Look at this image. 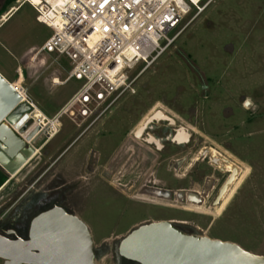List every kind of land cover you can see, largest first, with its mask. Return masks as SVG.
I'll return each mask as SVG.
<instances>
[{"label":"flooded vegetation","instance_id":"obj_1","mask_svg":"<svg viewBox=\"0 0 264 264\" xmlns=\"http://www.w3.org/2000/svg\"><path fill=\"white\" fill-rule=\"evenodd\" d=\"M12 3L16 5V0H0V17ZM188 67L193 75L190 80L198 88L196 93H186L178 86L174 92L151 95L148 103L132 99V108H116L122 99L85 119L64 117L72 123L69 126L62 121L54 124L53 115L45 114V121L37 123L42 115L39 109L33 110V115L28 113L14 130L24 144L12 156H6L17 168L9 173L0 165V235L27 240L32 219L52 208H62L80 219L94 244L95 239L107 243L108 235H115L112 243L117 244V256L123 260L118 245L136 225L168 221L185 234L197 235L191 224L173 211L185 213L187 208L206 204L219 206L241 172L233 162L234 156L248 165L250 148L247 141L204 145V141L195 139L201 112H213L217 106L225 118H232L238 110L224 102L228 95L223 79L212 83L196 66ZM241 99L244 111L254 105L252 102L245 108V99ZM251 121L245 116L243 124L248 126ZM209 122L210 126L215 124ZM87 208H119L120 213L127 208L132 212L134 208H156L166 213L141 219L124 232L96 238L82 219ZM94 252L97 257L96 248Z\"/></svg>","mask_w":264,"mask_h":264},{"label":"rangeland","instance_id":"obj_2","mask_svg":"<svg viewBox=\"0 0 264 264\" xmlns=\"http://www.w3.org/2000/svg\"><path fill=\"white\" fill-rule=\"evenodd\" d=\"M50 33L47 27L36 22L35 12L28 5H23L0 27V72L7 79L15 80L17 66L21 64V87L33 107L47 117L54 115L78 86L75 80L61 86L51 84V77L62 80L67 75L68 61L63 56L42 53L35 66L27 65L28 56ZM190 64L204 72L212 83L223 79L224 92L228 95L224 96V102L238 110L232 118H225L217 106L213 112H201V126L197 129L200 135L195 139L204 141V145L247 141L250 157L246 165L234 156L233 162L241 172L222 198V201L226 199L223 207L220 204L212 208L206 204L187 208L189 211L185 213L176 210L173 213L189 222L199 236L232 242L247 252L264 256V0H212L168 52L138 79L136 94L123 98L116 108H132V99L148 103L151 95L171 93L178 86L185 88L186 93L198 92L190 80L193 76L188 69ZM15 86L21 89L18 84ZM241 98H250L254 105L247 111L242 110ZM147 107L149 110L154 106ZM245 116L252 119L248 126L243 124ZM209 120L215 124L210 126ZM61 121L65 126L72 125L67 119ZM128 209L120 213L119 208H87L82 219L89 224L94 237L100 238L111 232H124L130 224L165 212L156 208H134V212ZM77 210L82 212V208ZM114 238L115 235H108L107 243L94 240L98 250L96 264H121L117 244L112 243ZM0 264H3L1 259ZM125 264L137 263L126 261Z\"/></svg>","mask_w":264,"mask_h":264},{"label":"built area","instance_id":"obj_3","mask_svg":"<svg viewBox=\"0 0 264 264\" xmlns=\"http://www.w3.org/2000/svg\"><path fill=\"white\" fill-rule=\"evenodd\" d=\"M211 1L16 0V5L1 15L0 22L28 5L35 12L36 22L50 30L49 37L28 56L27 65L35 66L42 53L67 59L66 77L50 78L55 86L78 82L70 98L53 115L54 124H60L64 117L85 119L102 113L136 94L138 79L168 52ZM16 71L19 74L20 68ZM43 121L42 113L37 123Z\"/></svg>","mask_w":264,"mask_h":264},{"label":"water","instance_id":"obj_4","mask_svg":"<svg viewBox=\"0 0 264 264\" xmlns=\"http://www.w3.org/2000/svg\"><path fill=\"white\" fill-rule=\"evenodd\" d=\"M28 113L33 115V107L0 74V149L6 153L0 152V165L9 173H14L17 165L7 157L24 144L14 130ZM94 249L85 224L62 208L34 217L27 240L0 235L3 264H96ZM118 254L125 259L121 264L127 260L137 264H264V256L235 243L185 234L168 221L136 225L120 241Z\"/></svg>","mask_w":264,"mask_h":264},{"label":"crops","instance_id":"obj_5","mask_svg":"<svg viewBox=\"0 0 264 264\" xmlns=\"http://www.w3.org/2000/svg\"><path fill=\"white\" fill-rule=\"evenodd\" d=\"M17 67H19L20 68V73L18 74L17 73V77L15 78V80L14 79H7L5 76V78L12 84V85H14L15 86V84H18L20 87H21V64H18V66ZM0 74L2 75V73L0 72Z\"/></svg>","mask_w":264,"mask_h":264},{"label":"bare ground","instance_id":"obj_6","mask_svg":"<svg viewBox=\"0 0 264 264\" xmlns=\"http://www.w3.org/2000/svg\"><path fill=\"white\" fill-rule=\"evenodd\" d=\"M34 2H36V0H33ZM194 1H196V0H194ZM93 38H95L94 36H93ZM19 91H20V93L22 94V90L21 89H18ZM23 94H24V92H23ZM23 97H25L24 95H22ZM34 108V107H33ZM36 108H34V110H35ZM40 112V111H39ZM41 114V113H40ZM42 116V115H41ZM184 137V136H183ZM230 167V166H229ZM228 168V167H227ZM226 203V199H224L222 202H221V206H220V208L221 207H223L224 206V204Z\"/></svg>","mask_w":264,"mask_h":264},{"label":"clouds","instance_id":"obj_7","mask_svg":"<svg viewBox=\"0 0 264 264\" xmlns=\"http://www.w3.org/2000/svg\"><path fill=\"white\" fill-rule=\"evenodd\" d=\"M252 101L250 98H246L244 101V107L248 108L251 105Z\"/></svg>","mask_w":264,"mask_h":264}]
</instances>
